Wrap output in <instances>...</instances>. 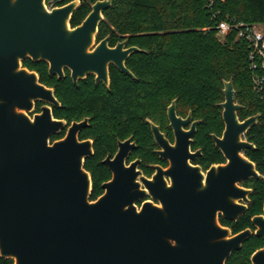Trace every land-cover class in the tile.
<instances>
[{
  "label": "water",
  "instance_id": "obj_1",
  "mask_svg": "<svg viewBox=\"0 0 264 264\" xmlns=\"http://www.w3.org/2000/svg\"><path fill=\"white\" fill-rule=\"evenodd\" d=\"M111 2L95 1L85 19L71 27L78 0L50 9L45 0H0V258L13 264H225L252 234L264 240V204L263 215L252 219L254 233L231 235L217 221L218 213L229 221L245 213L251 191L239 184L263 178L244 156L255 151L245 135L260 118L239 120L242 107L232 79L223 82L218 105L222 135L211 136L224 164L203 176L188 163L199 154L189 150L197 122L183 131L190 116L176 118L173 101L167 112L174 146L150 124L164 149L160 155L170 156V169L157 170L170 177L171 186L161 175L140 176L141 190L135 164L123 166L126 150L120 144L113 162L104 161L112 180L95 201L89 200L91 178L84 169L91 143L78 140L87 120L71 123L62 139L50 143L65 122L53 119L49 107L28 116L35 101L55 107L58 102L34 73L21 68L25 59L47 63L49 74L59 79L66 68L74 83L88 74L107 83L109 64L132 76L124 61L139 49H123L126 40L108 48L105 38L92 49ZM146 196L160 207L148 202L138 209L135 202ZM250 264H264V248L251 255Z\"/></svg>",
  "mask_w": 264,
  "mask_h": 264
},
{
  "label": "trees",
  "instance_id": "obj_2",
  "mask_svg": "<svg viewBox=\"0 0 264 264\" xmlns=\"http://www.w3.org/2000/svg\"><path fill=\"white\" fill-rule=\"evenodd\" d=\"M57 1L46 0V6L63 5L72 0ZM95 1L98 0H81L71 17V27L84 20ZM210 1L112 0L111 6L103 12L97 39L109 35L111 43L127 40L142 50L134 54L141 57L140 67L134 71L142 78L141 95L145 108L163 112L173 98H177L182 109L190 108L193 118L201 120L194 138L195 147L209 151V133L219 135L223 129L221 109L217 106L223 102V82L232 79L235 101L242 107L237 112L240 121L259 115L257 124L245 135L255 151L248 150L245 156L263 178L250 179L244 185L252 188V195L247 215L231 224L236 233L250 226L249 216L260 214L264 203V95L259 97L253 92L244 42L235 40L234 34L219 41L213 15L218 12V20L228 17L264 26V0H214L209 9ZM65 103L69 120H80V115L72 116L68 111L70 101L66 99ZM98 182L96 179L93 184L91 200L101 193ZM263 246L264 241L251 237L235 254L239 264H250L249 256ZM0 264H13V261L0 258ZM227 264H231V260Z\"/></svg>",
  "mask_w": 264,
  "mask_h": 264
},
{
  "label": "flooded vegetation",
  "instance_id": "obj_3",
  "mask_svg": "<svg viewBox=\"0 0 264 264\" xmlns=\"http://www.w3.org/2000/svg\"><path fill=\"white\" fill-rule=\"evenodd\" d=\"M78 1L80 5L81 0ZM60 2L61 0L57 1V3ZM63 5L54 4L51 8L61 7ZM97 35L98 31L92 49H94V47H96L105 38H108L106 43L108 48H114L117 44L124 41L121 40L111 43L109 35H106L99 40L97 39ZM131 47L139 49L136 45L127 43L126 40L123 49ZM141 52L142 50L140 49L139 52H132L124 61V67L131 73L132 76L120 72L115 65L109 64L107 68V83L99 80L96 74H88L74 83L71 79L70 71L66 68H63V77L59 79L56 74H49L48 64L45 62H33L31 59H25L20 63L22 69L32 72L37 76L38 83L40 85L53 91V96L58 102V106L55 107L44 101H35L33 108L28 113V116L32 117L35 114H39L42 107H49L51 109L53 119L65 122L64 128L61 129L58 134L50 138V143L62 139L71 123H79L85 119L87 120L86 126L81 128L78 132V140L89 141L91 143L92 155L85 159L84 169L87 166L85 171L91 178V193L96 179L99 180L98 185L101 190V193L93 200H91L90 194V201H95L99 198L104 192L102 185L112 180V172L104 161L113 162L119 151L120 144H123V147L126 150L123 158V166L125 168H129L131 165L135 164L134 170L139 173L138 176H136L137 182H139L140 176L146 180H152L153 176L156 175L159 177L161 175V178L166 185L171 186L170 177L159 173L160 171L165 172L170 169V156L164 158L160 155L164 154V149L156 142L152 134L150 124L158 128L161 140L167 142L169 147L174 146V128L170 124L167 112L173 101H175L174 114L176 118L184 121L190 116L189 122L181 127L183 131H189L191 124L193 122H197L195 126V134L192 137L189 150L191 154H195L197 152H199V154L195 156L194 159H188V163L193 167L199 168L200 174L205 176L211 166L222 165L226 162L221 152L215 147L211 138L212 135L221 137L224 125L219 135L216 133H209L211 148L207 151L203 147H195L194 145V138L201 120L193 118L190 108L182 109L179 107L177 98L171 99L169 104L164 107L163 112L158 110L151 111L150 109L148 110L145 108L141 95L142 78H140L134 71L135 68L140 67L139 60L141 59L140 56H134V54ZM66 99L71 103V109H68V111L72 112V116L80 115V120H69V115L67 116L65 113L67 108L65 103ZM219 104L220 103H218L217 106ZM56 113L58 116L56 115L55 117ZM220 117L222 121V114H220ZM157 168L160 170L159 172ZM96 175H103L104 177H97ZM250 179L239 184L240 187L251 191L248 196L249 203L246 206L245 213L239 216L236 221L225 220L221 213L217 214V221L219 225L229 229L231 235H235L244 230H250L254 233L255 227L252 225V219L263 215L262 206L260 214H253L252 216H249V227H245L236 233L233 232V226L231 224L237 223L248 213L252 188L244 185ZM140 188L141 190H144L142 184H140ZM148 202H151L155 206L159 205L160 207V203L158 201L151 200L149 196L138 199L135 202V206L139 209L143 203ZM251 237L255 236L252 234L247 240H245L242 243L240 250ZM258 241L264 240L258 237ZM263 248L264 246L259 247V250ZM240 250L232 252L226 259L225 264H227L229 260H231V264H239V260L236 259L235 254ZM255 251H253V253ZM251 255L248 258L249 263Z\"/></svg>",
  "mask_w": 264,
  "mask_h": 264
},
{
  "label": "built area",
  "instance_id": "obj_4",
  "mask_svg": "<svg viewBox=\"0 0 264 264\" xmlns=\"http://www.w3.org/2000/svg\"><path fill=\"white\" fill-rule=\"evenodd\" d=\"M213 4L214 0H211L207 7L210 9ZM47 8L51 7L47 6ZM218 16V12L213 15L216 20L214 29L217 39L224 41L230 34H234L235 40L244 42L246 54H248L249 70L252 73L253 92L262 97L264 95V26L247 24L228 17L218 20Z\"/></svg>",
  "mask_w": 264,
  "mask_h": 264
},
{
  "label": "snow or ice",
  "instance_id": "obj_5",
  "mask_svg": "<svg viewBox=\"0 0 264 264\" xmlns=\"http://www.w3.org/2000/svg\"><path fill=\"white\" fill-rule=\"evenodd\" d=\"M157 207H159V205H157Z\"/></svg>",
  "mask_w": 264,
  "mask_h": 264
}]
</instances>
